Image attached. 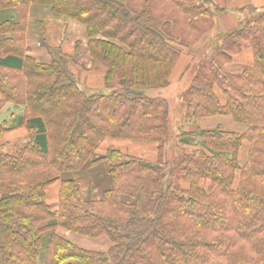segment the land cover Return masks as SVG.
<instances>
[{
    "label": "trees",
    "instance_id": "16d2710c",
    "mask_svg": "<svg viewBox=\"0 0 264 264\" xmlns=\"http://www.w3.org/2000/svg\"><path fill=\"white\" fill-rule=\"evenodd\" d=\"M232 1L0 0V10L22 8L0 23V111L21 107L18 125L27 131L23 143L0 144V264H264V11L230 9ZM31 3L85 28L103 92L83 91L73 58L59 48L49 49V64L26 56ZM229 11L241 15L236 28L211 36L215 19ZM243 49L252 50L253 66L225 74L222 66ZM182 54L190 62L179 82L196 70L179 95L184 123L228 117L238 130L179 135L168 100L147 94L171 86ZM4 126L0 133L11 128ZM105 138L155 144L156 161L109 148L89 163ZM98 163L113 183L103 200H84L81 181L65 180L57 203L44 202L61 174ZM57 228L106 236L112 247L79 249Z\"/></svg>",
    "mask_w": 264,
    "mask_h": 264
},
{
    "label": "crops",
    "instance_id": "0c3cea01",
    "mask_svg": "<svg viewBox=\"0 0 264 264\" xmlns=\"http://www.w3.org/2000/svg\"><path fill=\"white\" fill-rule=\"evenodd\" d=\"M246 6H251L253 9H256L257 12L264 11V0H234L231 2L229 7L230 9H240ZM21 10V7L16 6L0 10V23L9 19H17L18 12ZM228 14H234L238 17V19H234L237 26L241 15L230 11L226 12L215 19L214 27L210 33L211 36H214L217 33L229 32L236 28L234 21L229 18ZM87 43L88 37L86 35L85 28L75 21L63 16L54 15L52 10L47 6H40L31 3L26 8V30L24 34L26 56L33 58L38 63L49 64L51 60L49 49L59 48L64 54L73 58L71 68L72 72L78 78L80 88L87 94L91 95L103 92L104 85L103 74L91 70L93 60L90 57ZM244 50L246 49H243L240 54L233 56L232 61L229 64L222 66V71L225 74L238 75L245 69L253 66H246L250 61L251 55L249 56V53ZM250 51L252 53V50ZM244 58L245 62L243 61ZM189 62L190 57L187 54H182L180 56L170 76L171 85L180 79ZM244 63L246 65H244ZM215 89L216 88H214V92ZM221 103L224 104L225 99ZM22 114L23 109L13 104H7L0 111V125H6L4 127H11L9 130L0 133V144L12 145L16 143H23L27 140V131L25 127L23 125H18ZM197 122H203V126L205 128H200L203 130H213L215 128L224 129L222 124L228 126L229 128H237L233 121L228 117H213L198 120ZM109 148L117 149L124 154L142 158L150 162H155L157 158V146L155 144L105 138L99 142L97 147L92 152L89 163L102 158ZM97 166H101V169L97 172V175H94L93 177L99 179V182L92 185L87 174L89 172L91 173V170ZM65 180L81 181L79 191L83 199L86 201H101L104 199L105 193L113 188L112 178L107 175L104 163H98L94 166L87 165L78 172L61 174L57 182L47 186L44 198V202L47 205H55L57 203L60 182ZM121 201L125 204H133L134 202L133 199L129 197H121ZM55 234L75 247L85 251L106 253L112 247V243L106 236L89 239L82 236L78 237L76 234L70 233L62 228H57L55 230ZM82 242H87V244L93 245L96 248L91 249L83 247L81 246ZM64 264L81 263L77 260H70Z\"/></svg>",
    "mask_w": 264,
    "mask_h": 264
},
{
    "label": "rangeland",
    "instance_id": "374dc122",
    "mask_svg": "<svg viewBox=\"0 0 264 264\" xmlns=\"http://www.w3.org/2000/svg\"><path fill=\"white\" fill-rule=\"evenodd\" d=\"M228 15H229V18H231L234 21V25L236 26L235 20L238 19V17L234 14H231V15L228 14ZM244 51H247V53H249V56L251 55L249 63H247V65L244 63V65H246L247 67L252 66L253 65V58H252L251 51L248 49H246ZM243 61L245 62V58ZM243 66H242V68H243ZM71 68H72V66H71ZM195 71H196L195 65H192L188 69V71L185 73V76L183 77V79L180 82L178 79L177 82H175L174 84L169 86L167 89L157 90V91H148L147 92L148 95L159 96V97H162V98H165L168 100L170 111H171L170 112V123L174 121L175 131H177L179 135L184 134V133H194L196 130H198L200 128H205L203 126V122H193V123L185 124L183 121V119H184V105L182 104V102L179 98V95L182 92H184L185 89L188 88V86H189V84H190V82H191V80L195 74ZM106 92L107 91L105 90L104 93H106ZM215 94L217 95V97L219 98V100L221 102L224 101L223 94L218 88L215 89ZM222 127H224V129H227V130H229V129L234 130V131L238 130L235 127L229 128L228 126H226L224 124H222ZM176 146L178 148L184 147V146L180 145V143H177ZM169 147H170V143L168 144L167 149H168V153L169 152L171 153V151L169 150ZM248 147H249V143L247 141H244L242 143V146H241L240 152H239V165L240 166H243L245 164V161L247 160ZM169 156H170V154H169ZM100 167L101 166L95 167L93 170H91V173L89 172L87 174V176L90 178V183L92 185L97 184L99 182V179H97L93 176L97 175V172L101 169ZM103 177H107V176H103ZM110 182H111V180H110ZM237 182H238V177H236V180L234 182V186H236ZM76 236L80 237L79 235H76ZM81 246L86 247V248H91V249L96 248L93 245L87 244V242H82ZM43 257H44V252L42 254H40V259H39L40 263L43 262Z\"/></svg>",
    "mask_w": 264,
    "mask_h": 264
}]
</instances>
